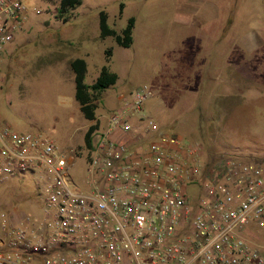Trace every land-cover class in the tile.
Segmentation results:
<instances>
[{"label": "built area", "instance_id": "1", "mask_svg": "<svg viewBox=\"0 0 264 264\" xmlns=\"http://www.w3.org/2000/svg\"><path fill=\"white\" fill-rule=\"evenodd\" d=\"M27 10L0 0V62ZM151 96L144 83L118 93L91 132L82 184L72 148L0 118V183L47 174L39 215L0 211V264H264L248 237L264 230V155L205 157L145 113Z\"/></svg>", "mask_w": 264, "mask_h": 264}, {"label": "rangeland", "instance_id": "2", "mask_svg": "<svg viewBox=\"0 0 264 264\" xmlns=\"http://www.w3.org/2000/svg\"><path fill=\"white\" fill-rule=\"evenodd\" d=\"M24 1L26 17L0 62V118L14 130L42 131L58 147L72 148L75 158L70 172L79 184L84 175L82 157L87 153L82 135L89 120L74 98L69 67L74 57L85 61V83L94 80L102 65L116 74L115 82L99 92L95 116L115 105L116 91L144 83L152 91L145 112L161 129L182 140H198L205 157L249 160L264 155V0H80L61 15L59 0ZM181 1H195L192 4L206 6V12L198 18L179 15L176 9ZM228 9L233 10L235 22L224 35L217 59L233 57L247 63V75L231 95L222 97V106L208 105L207 113L196 114L188 109L191 88L198 86L192 90L197 97L200 92L204 100L215 101L197 81L187 80L186 68L189 63L197 65L202 54L210 55L213 28ZM99 10L116 31L133 17L128 46L117 45L111 36H99ZM207 17L212 20L206 22ZM247 36L249 43L243 41ZM204 44L207 50L202 49ZM209 75L215 78L214 73ZM217 84L226 94L221 82ZM102 122L100 118L96 123ZM46 182V173L28 169L0 183V211L39 215ZM248 237L264 256V230L253 226Z\"/></svg>", "mask_w": 264, "mask_h": 264}, {"label": "crops", "instance_id": "3", "mask_svg": "<svg viewBox=\"0 0 264 264\" xmlns=\"http://www.w3.org/2000/svg\"><path fill=\"white\" fill-rule=\"evenodd\" d=\"M195 1H189L187 3L181 1L179 5L177 6L176 12L177 14H181L183 16H193L195 14L196 18H198V15L205 14L207 7L204 5L198 4H192ZM217 11V12H216ZM219 10L215 9V17ZM205 17V16H204ZM219 19V17H218ZM212 20L210 17H207L206 22ZM205 21V19H204ZM234 16H233V10L228 9L226 14L223 15V18L221 20L220 18V24L218 23V27L216 24V27L213 28L212 33L214 34L213 37V45L209 46L210 52L207 54H210L209 56L201 55L200 60H198L197 65L194 63H189L190 68H186V76L187 80L189 82L197 81L202 87L205 88V90H208L211 95L214 97L215 103H212L210 100H204V97L201 95L199 92L198 97L196 96V91L193 93L192 90L197 89L198 86H191V88L188 92V109H191L194 113L202 114V113H207L206 107L209 105L216 108V106H222V97L224 96H229L231 95V91L237 88V84L240 80L243 79L247 75V63H240V61L237 58H225L222 60V58L217 59V56L222 53L223 50V38L224 35L228 32H231V28L234 24ZM247 35V33H246ZM243 41L245 43H249V38L248 36L243 38ZM245 43H243L245 45ZM230 46H233L232 44ZM7 48V47H6ZM207 50L206 45L204 44L202 49ZM212 55H214L212 57ZM196 66V67H195ZM246 66V67H245ZM209 73H214L215 78L211 77ZM224 75L223 79L220 81L219 78L221 75ZM219 80V81H217ZM211 85V83H214ZM217 82H221L220 86H223V88L227 89V93L224 94L221 92L222 88L217 87ZM122 90L116 91L114 94V100H115V105L117 103V96L118 93ZM151 99L149 97L144 104V111L149 110L150 107L148 106L147 102ZM229 100H226V105H228ZM114 105V106H115ZM146 113V112H145ZM103 114L95 116V120L97 123H99V119L102 118L103 121Z\"/></svg>", "mask_w": 264, "mask_h": 264}, {"label": "trees", "instance_id": "4", "mask_svg": "<svg viewBox=\"0 0 264 264\" xmlns=\"http://www.w3.org/2000/svg\"><path fill=\"white\" fill-rule=\"evenodd\" d=\"M80 0H59L57 13L61 15L68 8H72L79 3ZM122 4H119V10ZM133 26V17H128L126 25L119 31L109 27L106 22V14L103 10L98 12V33L100 37L111 36L113 41L119 45L126 47L131 43V29ZM110 48L106 49V55H109ZM69 67L73 73L74 98L78 102L82 115L89 120L83 135V143L89 147L91 144V132L97 126L95 121L94 109L96 107L95 100L99 92L104 88L112 85L116 80V74L110 71L106 66L102 65L94 80L90 83L83 81L85 72V61L82 57H74L69 61Z\"/></svg>", "mask_w": 264, "mask_h": 264}]
</instances>
